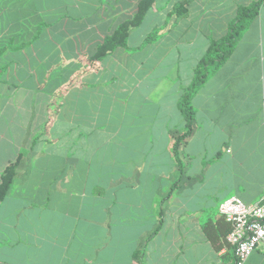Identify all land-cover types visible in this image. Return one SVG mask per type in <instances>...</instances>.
I'll use <instances>...</instances> for the list:
<instances>
[{
  "label": "crops",
  "instance_id": "obj_1",
  "mask_svg": "<svg viewBox=\"0 0 264 264\" xmlns=\"http://www.w3.org/2000/svg\"><path fill=\"white\" fill-rule=\"evenodd\" d=\"M138 1L0 0V175L18 159L0 264L234 263L217 207L264 194V0L191 99L180 168L183 92L256 0H187L177 20L184 0H154L123 46L93 59ZM244 264H264V248Z\"/></svg>",
  "mask_w": 264,
  "mask_h": 264
},
{
  "label": "trees",
  "instance_id": "obj_2",
  "mask_svg": "<svg viewBox=\"0 0 264 264\" xmlns=\"http://www.w3.org/2000/svg\"><path fill=\"white\" fill-rule=\"evenodd\" d=\"M154 0H139L137 2L136 11L133 17L129 20L122 22L110 35H107L102 43L97 48V51L92 56L93 59H100L109 51H112L118 46H123L127 37L128 29L131 26L138 25L145 13L150 9ZM263 0H256L248 6H239L236 11V15L228 27L227 33L220 39L211 40L205 53L200 58L197 66L194 70V77L191 84L183 92L181 97L179 108L185 120L186 130L180 134L173 143L172 154L175 158V163L178 167H182L180 159L178 157V146L189 138L192 131V120L194 118V109L191 105V99L202 86V84L219 68V66L229 57L237 41L239 40L242 32L248 26L250 20L256 16ZM188 1H180L174 4L172 14L174 20L183 17L187 13ZM156 31L150 33L145 42L153 39ZM18 163V159L10 161L3 169L0 175V201L7 194L13 177L15 175V166ZM182 169V168H181ZM174 187V186H173ZM228 231V230H227ZM227 231L222 235V239L226 235ZM215 243V242H214ZM219 243V242H218ZM220 244L216 246L219 247Z\"/></svg>",
  "mask_w": 264,
  "mask_h": 264
},
{
  "label": "built area",
  "instance_id": "obj_3",
  "mask_svg": "<svg viewBox=\"0 0 264 264\" xmlns=\"http://www.w3.org/2000/svg\"><path fill=\"white\" fill-rule=\"evenodd\" d=\"M217 209L229 225L223 243L233 249V264H244L258 246L264 247V194L250 204L233 196L221 201Z\"/></svg>",
  "mask_w": 264,
  "mask_h": 264
},
{
  "label": "rangeland",
  "instance_id": "obj_4",
  "mask_svg": "<svg viewBox=\"0 0 264 264\" xmlns=\"http://www.w3.org/2000/svg\"><path fill=\"white\" fill-rule=\"evenodd\" d=\"M264 248V247H263Z\"/></svg>",
  "mask_w": 264,
  "mask_h": 264
}]
</instances>
